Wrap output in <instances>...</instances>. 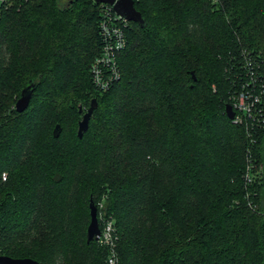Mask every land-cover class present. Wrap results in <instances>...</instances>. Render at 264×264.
Returning a JSON list of instances; mask_svg holds the SVG:
<instances>
[{
  "label": "trees",
  "instance_id": "trees-1",
  "mask_svg": "<svg viewBox=\"0 0 264 264\" xmlns=\"http://www.w3.org/2000/svg\"><path fill=\"white\" fill-rule=\"evenodd\" d=\"M132 3L144 25L128 21L98 90L99 3L0 1V254L107 264L85 242L90 198L112 219L114 264H264V120L223 111L264 73V0Z\"/></svg>",
  "mask_w": 264,
  "mask_h": 264
},
{
  "label": "built area",
  "instance_id": "built-area-1",
  "mask_svg": "<svg viewBox=\"0 0 264 264\" xmlns=\"http://www.w3.org/2000/svg\"><path fill=\"white\" fill-rule=\"evenodd\" d=\"M99 4L100 47L98 54L90 62L89 73L94 86L98 90H104L117 77L116 55L124 46V29L128 21L115 13L111 5ZM229 105L233 112L230 119L232 122L261 124L264 120V73L250 70L240 86L229 95ZM113 233L112 219L102 216L96 241L108 248L107 264H114L115 260Z\"/></svg>",
  "mask_w": 264,
  "mask_h": 264
},
{
  "label": "water",
  "instance_id": "water-1",
  "mask_svg": "<svg viewBox=\"0 0 264 264\" xmlns=\"http://www.w3.org/2000/svg\"><path fill=\"white\" fill-rule=\"evenodd\" d=\"M95 3H106L111 5L113 11L123 17L127 21H133L139 26L144 25V20L140 16V13L133 7L132 0H92ZM193 78V76H192ZM35 87V82L31 79L27 80L20 88L19 95L13 103L15 111H22L28 104L31 93ZM95 106V99L91 98L88 106L82 110L80 106L77 107V111L81 112L80 119L77 121L76 135L80 137L82 131L87 127L88 118L91 114L93 107ZM223 111L228 119H231L233 112L229 103H225ZM60 127L55 123L52 127L51 134L56 137L59 133ZM88 223L85 228V242L90 240H97L99 234V228L96 218V205L92 199H88ZM0 264H39L36 260L30 257H11L8 255L0 254Z\"/></svg>",
  "mask_w": 264,
  "mask_h": 264
},
{
  "label": "rangeland",
  "instance_id": "rangeland-1",
  "mask_svg": "<svg viewBox=\"0 0 264 264\" xmlns=\"http://www.w3.org/2000/svg\"><path fill=\"white\" fill-rule=\"evenodd\" d=\"M259 169H260V167L257 166V169L255 171V173H256L255 175L256 176H259V171H260ZM94 203L96 205V218H97V223H98V228H99L100 221H101V217L103 216V213H102V204H101V202H100L99 199L94 200ZM85 220L87 221V219H85Z\"/></svg>",
  "mask_w": 264,
  "mask_h": 264
}]
</instances>
